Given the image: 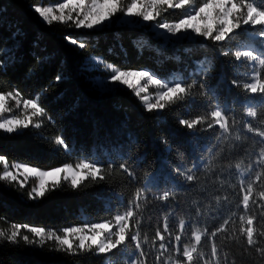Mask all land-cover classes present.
<instances>
[{"label":"trees","instance_id":"1","mask_svg":"<svg viewBox=\"0 0 264 264\" xmlns=\"http://www.w3.org/2000/svg\"><path fill=\"white\" fill-rule=\"evenodd\" d=\"M55 1L0 0V95L22 101L31 98L42 108L28 128L12 134L0 130V155L8 165L40 171L66 163L75 166L81 160L98 162L104 179L88 178L76 189L61 179L54 191L39 199L29 197L33 180L24 186L0 180V232L6 234L0 236V264H156L160 253L155 232L165 223L173 244L163 256L166 264L178 261L175 235L182 236V256V249L195 243L193 233L201 234L194 253L197 264L205 260L212 264H264V256L256 251L264 249V136L260 135L264 132V105L259 95L243 91L254 70L251 60L235 58L236 51L252 45L253 54L264 59V44L251 35L253 28L242 27L224 42L184 39L170 45L148 27L117 26L120 15L97 30L78 29L63 21L48 24L34 7ZM191 2L197 7L203 3ZM244 3L264 6V0ZM127 4L128 0L122 5ZM159 11L158 19L166 23L177 22L185 14L183 9L163 7ZM242 11L246 12V7ZM141 37L151 47L141 49L133 44ZM67 38L77 39V45ZM79 43L85 47L80 48ZM175 56L179 59H169ZM91 58L118 70H151L163 82L176 77L185 80L186 87L187 83L193 87L182 99L165 101L163 111H149L128 89L103 94L97 90L93 81L107 73L90 68ZM198 62L210 63L213 68L202 73ZM60 72L68 79L57 83L55 77ZM257 73L264 79V65ZM201 81L215 95H205ZM233 81L239 87H234ZM77 102L78 107L73 108ZM249 104L254 105L255 117L247 116ZM217 107L228 120L227 133L217 126L208 128L213 122L211 111ZM182 118L202 122L188 130L179 125ZM58 140L66 143L58 144ZM121 163L127 164L128 172L121 170ZM2 172L0 165V177ZM189 174L195 177L191 182L186 180ZM249 183L253 192L245 209L243 189ZM164 191L169 192L166 201L160 199ZM129 207L135 217L129 220V234L138 235L149 254L146 258L139 256L137 241L130 239L108 254H97L94 248L68 249L48 240L43 246L26 245L23 240L25 235L33 239L27 231L30 226L62 236L66 227L112 224L115 215H123ZM248 218L254 219L256 234L251 247L240 233ZM14 225L21 228L15 243L6 239ZM221 225L226 231L213 238L211 233ZM213 241L218 260L211 257Z\"/></svg>","mask_w":264,"mask_h":264},{"label":"snow or ice","instance_id":"2","mask_svg":"<svg viewBox=\"0 0 264 264\" xmlns=\"http://www.w3.org/2000/svg\"><path fill=\"white\" fill-rule=\"evenodd\" d=\"M197 4H200V0H196ZM188 0H180V3H175L174 0H131V3H128L126 8L122 5L121 0H67V3H60L58 5L60 15H54L52 8L36 7L35 12L43 18L45 22L51 24L54 20H64L67 16L68 20H72V14L75 13L77 19L75 20V26L77 28L83 27L86 29L101 28L108 23H111L114 17L121 15L124 19L121 22H126L128 18L138 17L142 18L143 22H153L155 21L156 26L161 30V37L166 44L170 43L172 40H178L184 34H196L200 37L210 38L214 42H224L226 38H230L234 32L244 25H249L253 28L251 35L256 39L260 40L264 44V8L262 5L254 6L253 3H244V0H240L239 4L236 0H207V2L202 5L194 8V14L188 15L185 13L186 18L179 19L175 23H163L160 22L158 17L160 16L159 9L166 5L168 8H180L181 5H187ZM246 7V12L242 11V8ZM67 10V13L65 12ZM193 21H199V23H193ZM259 26V27H257ZM70 43L77 45V39L67 38ZM133 44L138 48H143L145 45H149V42L146 38H139L138 40H133ZM80 48H84V43H79ZM188 51V49H184ZM264 53V49L261 50ZM111 52V49H109ZM158 54L160 53L157 49ZM236 60L241 58H247L249 60L255 61L258 59V56L253 55L252 50L248 51H236L235 52ZM169 59H179L178 56L169 57ZM14 60V57H13ZM64 61H61L63 65ZM200 64L199 71L202 73L210 72L213 68L212 64H205L204 62H198ZM259 63L264 65V59H260ZM0 66H3L0 63ZM156 73L151 72V70H116L114 74L110 76V80L98 79L96 80L95 87L102 94L105 92H110L114 89V86L126 85L128 88H132L131 78H135L138 82L143 81L144 78L150 84H158L161 87V91L157 94L155 103H148L147 110H158L163 111L165 109L164 101H173L180 100L183 98V94L187 92L188 89L193 87L192 84L187 83L183 79H177L173 77L171 83L162 82L160 78H154ZM56 82L60 83L63 80L68 79L63 72H60L55 77ZM234 87H239L237 81H233ZM201 85L205 90V95L211 93L215 95L214 90L210 89L209 85L201 81ZM145 91L144 88H141L140 91L136 92L137 96H140L141 92ZM243 91L249 96L261 97V104L264 105V79L260 78V73H257L255 82H247L243 85ZM5 99L4 95H0V112H5ZM147 100V96L144 97ZM25 109H30V114L27 115L24 119L12 118V119H3L0 121V130L8 134L17 132L21 128H28L32 124V117L40 116L42 113V108L37 105V102L33 99H25L23 101ZM78 107V102L73 105V108ZM248 117H255L257 112L253 110L254 105H248ZM211 117L213 122L208 124V128H213L219 126V129L227 133L229 131V124L226 118V115L223 114L220 107H217L216 110L211 111ZM200 120H189V119H180L178 121L181 127H186L188 130H192L196 125L201 123ZM39 127V125H37ZM261 136H264V132L260 133ZM57 143H66L62 140H58ZM171 150L170 148L168 149ZM0 162L5 163V171L3 176L0 177V180H11L16 181L17 175H14L12 172L7 170L6 158L3 155H0ZM12 167H18L17 165H12ZM120 168L124 172H128V167L126 163H121ZM177 174H180V170L177 169ZM101 167L98 166V162H85L81 160L80 163L75 164V167H72L69 164H65L63 167H56L50 171H39L35 167H23L21 175L28 178V176L38 177V183L36 187L32 188V191L29 193L31 199H39L45 197L46 193L50 190L54 191L60 184V176L63 175L64 180H70L71 186L73 189H76L83 181L91 178L95 181L97 178L100 180L104 179L103 175H100ZM195 179L193 175H187L186 180L191 182ZM261 179V177H257ZM24 186L23 181L21 182ZM244 195L242 198L243 206L247 209L250 205V196L253 192V186L251 183L243 189ZM138 196L141 194L138 193ZM264 196V193H262ZM169 198V192L164 191L163 195L160 197L162 201H166ZM138 203L136 207H138ZM135 220L134 212L131 207L123 215H115L116 227L112 228L110 224H92L90 227L77 228V227H66L64 228V235H57L54 232H46L42 227H27V231L33 235V239H30L29 236H23V240L26 245H31L33 243H40L43 246L45 240L54 241L62 247H67L71 249L73 247V238L79 241V249H84L86 247L91 248L95 245L100 254H108L113 250L118 249V247L125 245L128 240L137 241L135 244V250L139 253L140 257L146 258L149 254L145 252L143 245L139 242L138 235H130V223L129 220ZM244 218L241 217V220ZM228 221H224V225H227ZM224 225L217 227L214 232L211 233L212 237L215 238L221 232H225L226 228ZM254 219L248 218L246 226L240 228V233L242 236L246 237L247 244L249 247L254 245L256 242V234L254 233ZM185 228L184 222L180 224V230L183 231ZM13 231L11 235H7L6 239L9 242L15 243L18 239V234L21 231L19 225L13 226ZM91 233V235H86ZM167 234V236L165 235ZM5 233L0 232V236H5ZM103 236V239H99ZM155 236L159 241L158 251L159 255L156 257V264H166L163 260L165 252L171 251L173 244L171 239V230L167 223L164 224L163 229H157ZM195 243L191 248H183L182 256H180L181 247L180 242L182 239L181 235H175L174 240L176 242L175 247L178 253L177 264H197V258L194 257V253L197 252V247L201 243V234L193 233ZM257 252H260L264 256V249L257 248ZM211 257L219 259V253L213 241V246L211 249ZM130 264H136V262H131ZM204 264H212L211 260H205Z\"/></svg>","mask_w":264,"mask_h":264},{"label":"rangeland","instance_id":"3","mask_svg":"<svg viewBox=\"0 0 264 264\" xmlns=\"http://www.w3.org/2000/svg\"><path fill=\"white\" fill-rule=\"evenodd\" d=\"M201 1H203V3L207 2V0H201ZM124 2H126V0H121V3L122 4H124ZM174 2L175 3H180V0H174ZM60 3H67V0H57V1L53 2V3H49V4H46V5H43V6L39 5V6H36V7H44V8H49L50 7V8L53 9V14L59 16L60 15V11H59L58 5ZM128 3H131V0H128ZM36 7H34V9ZM163 7L164 8H168L166 5L162 6L161 8H163ZM195 7H197L196 4L192 3L191 0H188V4L187 5H181L180 8H169V9H171V10H173V9H183V10H185V13H187L188 15H192V14H194V8ZM65 12L67 13V10H65ZM72 16H73V19L72 20H68L67 19V16H65V19L64 20H54V21H63V22H70V23L75 24V20L77 19V17L75 15V13H73ZM40 18L43 20L42 17H40ZM184 18H186V15L185 14H184V16L181 19H184ZM123 19L124 18L120 15V17L115 21V24L117 26H128V27H137V28L148 27L149 30L152 31V32H154V34L157 37H159V38L161 37V30L158 29V27L155 24V21L146 23V22H143L142 21V18L131 17V18H128L126 20V22H121ZM112 22H113V20L111 21V23ZM160 22L166 23L164 21H160ZM111 23H108L105 26H109ZM193 23H199V21H193ZM105 26H103V27H105ZM243 27L252 28L249 25H244ZM78 29L97 30V29H100V28L86 29V28L80 27ZM184 39L187 40V41H190V42H194V41H197L199 39H206V38L200 37V36H198L196 34H184V35H182V37L180 39H178V40H172L170 43H167V44L173 45L175 42H177L179 40H184ZM248 50H252L253 51V50H255V48L252 45H248V46L243 47V49H242V51H248ZM254 56H256V55H254ZM260 59L261 58L258 56V59L257 60H255V61H252L251 60V63L253 65V67H254V70L250 74V82H255V79H256V76H257V69L261 65L259 63V60ZM88 66H90V68L99 69V70H102L103 72L107 73V75L102 78V79H105V80H110V76L112 74H114L116 70H118V69H116V68H114L112 66H109V65L104 64L98 58H91L88 61ZM98 79H101V78H97L93 82H95ZM131 80H132V84H133V87L132 88H128L126 85H119V84H117V85L114 86V89L113 90H115L117 88H125V89L130 90L143 103V105L146 108H147V104L148 103H155L156 102L157 94L162 90L161 87H160V85H158V84H150L147 81L146 78H144L143 81H139V82L135 78H131ZM169 83H171V82H169ZM141 88H144L145 91L141 92L140 96H137L136 95V92L140 91ZM4 96L6 97V99H5V108H6V111L5 112H0V121H2L3 119H12V118L24 119L27 115L30 114V111L31 110L24 108V105H23V101L22 100L16 99V98H14L12 96H6V95H4ZM145 96H147V98H148L147 100L144 99ZM155 111H158V110H155ZM249 118H251V117H249ZM217 127L219 129V126L218 125H217ZM23 129L24 128H21L17 132H19V131H21ZM219 130H220L221 133L223 132V130H221V129H219ZM1 131H3V130H1ZM263 140H264V138H263ZM0 165L3 168V172L1 174V177H2L3 176V173L5 171V163L0 162ZM12 165H17L18 167H15L14 168V167H12ZM12 165H8L7 164V170L10 171V172H12L14 175H17V180L16 181L4 180V181H6V182H16V183H18L19 185L22 186V184H21L22 181H23V184L25 185L28 181L33 180L34 183H35L34 184V187H36V185L38 183V180H39L38 177L28 176V178L25 179V177L23 175H21L22 170H23V167H25V166L19 165V164H12ZM72 167H75V166H72ZM61 179H63V175L62 174L60 176V180ZM68 181H70V180H68ZM98 224H107V223H98ZM110 225L112 226L113 229H115V227H116L115 219H114L113 223L110 224ZM87 227H90V226L77 227V228H85L86 229ZM85 234L86 235H91V233H87V231H85ZM63 235H64V230L62 231V236ZM99 239H103V236L100 237ZM78 245H79V241L76 240L75 238H73V247L79 248ZM85 248H89V247H87V244H86V247ZM91 248H94L96 250V253L97 254H100L98 248L95 245H93Z\"/></svg>","mask_w":264,"mask_h":264}]
</instances>
